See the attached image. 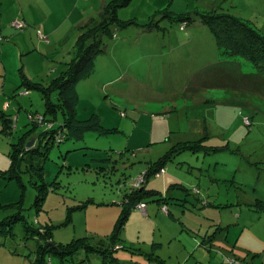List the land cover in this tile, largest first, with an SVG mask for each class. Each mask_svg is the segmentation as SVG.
Segmentation results:
<instances>
[{"label": "rangeland", "instance_id": "1", "mask_svg": "<svg viewBox=\"0 0 264 264\" xmlns=\"http://www.w3.org/2000/svg\"><path fill=\"white\" fill-rule=\"evenodd\" d=\"M160 6L161 14L155 10ZM118 11L122 19L135 18L140 23L155 11L159 22L152 27L158 29L151 30L147 38L143 34L136 42L134 36L126 41L118 38L117 47H113L116 39L106 38L105 44L110 42L109 47L95 57L96 69L76 83V118L87 123L95 113L99 118L98 129L86 130L81 138L67 136L63 142L51 140L48 157L44 161L32 160L33 164L41 163L45 188L33 187L27 175L20 173L18 177L14 168L7 171L10 138L16 141L23 136L29 137V141L32 137L29 135L41 130V126L32 129L27 118L28 110L45 117L41 94L34 89L31 96L17 94L12 101L0 102V113L10 116L15 126L13 135L1 132L0 116V220L20 211L17 215H23L32 227L52 226L55 241L87 236L94 243L99 238L111 243L103 235L111 234L120 216L123 195L129 186L133 187L136 177L149 170L159 156L174 146H181L180 142L200 140L202 151L171 153L163 171L151 176L148 184L154 188L167 176L188 183L186 189L195 187L203 203L212 202V205L204 203L200 210L205 209V213L201 218L207 220V215L221 226L228 225L226 231L216 224L208 230L205 227L199 230L200 226L188 214L194 217L192 213L199 210L200 200L193 196L188 203L193 211L183 209L180 194L185 192L171 188L166 193L172 181L169 180L163 190L167 195L165 203L147 204L148 208L157 210L151 219H139L132 213L121 232L125 241L119 240L104 262L91 253L90 264H155L139 254V250H151L153 240L164 241L163 253L169 248L168 241L171 247H179L180 242L189 247L193 244L197 256L202 255V247L198 246L201 240L212 264L216 261L242 264L246 248L242 247L239 253V246L232 247L229 240L240 239L237 243L243 245L245 236L250 235L244 234L251 231L259 236V248L264 244V102L234 97L238 92L232 95L229 90L213 85V81L195 89L194 93L188 87L195 77L205 72L202 70L211 66L231 69L236 74L252 71L245 60L220 56L214 36L195 15L230 14L264 35V0H127ZM182 12L196 19L189 18L188 24L180 20L168 23L167 13ZM99 13L94 7L86 11L84 29L89 19H98ZM17 22L24 24L23 29L26 27L23 21ZM164 26L170 28L169 34L166 31L163 35L161 27ZM129 27L133 31L142 28L135 24ZM196 30H208V40L196 37ZM185 35L193 37L192 42L184 43ZM69 45H62L61 49ZM64 53L68 55V51ZM51 67L52 64L47 66L46 71ZM118 75H126L125 80L114 79ZM108 79L114 80L108 82ZM17 89L25 90L22 86ZM50 95L54 101L56 93L51 91ZM234 181H241L248 190ZM42 190L44 194L38 195ZM77 203L84 208H73ZM170 210L172 215L167 213ZM158 214L163 217L156 220ZM44 221L46 224H41ZM22 232V224L17 223L13 235H0V264H29L28 254L35 245ZM232 250L236 252L233 254ZM114 254L119 256L118 263L113 261ZM49 258L50 264H59L54 256Z\"/></svg>", "mask_w": 264, "mask_h": 264}, {"label": "trees", "instance_id": "2", "mask_svg": "<svg viewBox=\"0 0 264 264\" xmlns=\"http://www.w3.org/2000/svg\"><path fill=\"white\" fill-rule=\"evenodd\" d=\"M126 2L127 0H113L106 3L101 8L102 10L99 11L98 19H89L86 24V29L81 25L79 34L76 37L73 55L66 62L64 73L60 77H56L55 80H51L41 87L39 86L38 89L41 90L43 95L42 104L46 112L45 117L38 116L36 111H31L27 114L28 124L31 125L32 129L41 126L39 132L34 135H29L36 137L34 144L29 148L26 147L29 137L24 138L23 136H19L16 141H13L12 138L9 140L11 144L9 153L10 168L7 171L14 168L13 170L16 171L18 177H20V173H25L27 175L26 178L35 188H45L43 186H46L44 183L46 181L43 180L44 172L41 163H39L40 165L33 164L32 160L37 158L44 161L48 157L52 148L50 146L51 140L54 142L55 140L63 142L67 136L81 138L86 130L98 129L99 119L96 114L93 113L91 118L86 121L87 123L81 122L76 118L77 92L75 86L77 82L86 77L94 69L95 57L106 50V38L110 37L111 39L112 35L114 36V32L120 33L124 28L133 24L142 26L144 30L151 31L155 29H152L155 22H159L156 12L143 23L138 22L135 18L122 20L118 16V8L126 4ZM156 11L159 12V10ZM159 13L161 14V11ZM166 15L170 17V21L172 22L181 20L186 23L190 21L188 20L189 18L195 20L197 17L202 23L207 25L214 36L220 56H224V59L239 58L247 61L252 66L251 73L238 72L237 74L239 76L237 77H235L237 75L236 72H231V69H217L215 66L208 67L202 70L205 71L204 73L195 77L194 83L196 86L192 83L188 87L191 93H194L195 89L208 86L207 84L213 81V85L221 86L223 89L229 90L228 92L232 95L238 92L237 95H233L234 97H250L253 100L264 102L263 34L230 14L201 13L195 15V17L188 14V12H182L181 14L167 13ZM163 28L166 27L164 26ZM180 28L185 29V26L182 25ZM238 83L239 88H235ZM25 84L30 89L41 85L29 84L26 81L24 82ZM242 86L243 88L241 89L240 87ZM46 90H48L47 93ZM51 91L55 92L58 97L55 101L51 100ZM57 115H59V119ZM0 116L1 132L12 134L15 129L13 120L4 113H0ZM55 125H57L56 128ZM179 145L181 146H174L171 148V151L163 156H159L158 160L152 162L150 169L143 173V183L140 187H129L125 192L121 200L122 209L120 216L116 220V226L111 234L107 236L111 239V243L105 242L102 238H99L98 242L94 243L87 236L76 237L67 242L55 243L52 241V233L54 230L52 226L50 227L49 224L41 223L46 225L32 227L30 225L33 224L27 222L23 215H17L20 211L0 220V235H13V227L17 223H21L24 238H32L34 240L35 247L28 254L29 257L30 255L33 256L31 264H50V255L54 256L60 264H86L90 260L89 256L91 253L97 254L98 256L101 254L103 261L104 257L110 256L115 244L121 239V225L124 223L130 207L137 206L140 203L146 205L150 201H155L157 204L165 203L164 201L167 195L153 188H147L146 183L151 176L160 173L164 169L166 161L171 157V153L186 150L192 153L202 151L200 150V140L193 143L190 141L180 142ZM172 186H175V183L171 184L170 187ZM181 188L184 192L188 191L182 185ZM41 192L44 194L45 190L38 191V195H42ZM181 199L183 200L184 198L182 197ZM181 205L185 206L182 202ZM72 207L75 209H83L84 205L77 203Z\"/></svg>", "mask_w": 264, "mask_h": 264}, {"label": "crops", "instance_id": "3", "mask_svg": "<svg viewBox=\"0 0 264 264\" xmlns=\"http://www.w3.org/2000/svg\"><path fill=\"white\" fill-rule=\"evenodd\" d=\"M111 1L113 0H0V34H2L4 37V40L0 42V102H2L4 99L8 101H12L13 98L14 99L16 98L17 94L20 96H31L32 95L31 91H34V89L37 90V92L41 94L40 97L43 98L41 90L38 88L39 86L40 87L43 86V84L44 85L47 84L51 80H55L56 77H60L61 74L64 73L66 69L64 63L67 62L68 59H70L73 55L74 47L76 45L75 43L76 37L79 34L80 26L83 24L87 16L86 11L91 7H94V10L99 12L100 10H102L101 8L106 3ZM162 6L158 7L155 10H159L160 12L161 11L160 8ZM154 12L155 11H153V13ZM153 13L146 16L144 20L147 21ZM74 15L75 17H73ZM17 21H23L26 24V27H24V29L23 27L22 28L16 27ZM199 22L200 24H203L200 20ZM168 23L172 24L173 22L170 21L169 19ZM154 28L155 27H153L152 29ZM161 29H162L161 30L162 33H164L163 35L166 34V31H168V34L170 33V28L168 27L166 28L161 27ZM163 29H165V31ZM196 31L198 32V33L196 32V37H200L204 39L206 37L208 40L210 35L208 30L206 32H202L201 30H196ZM150 32L151 31H147L142 28L133 31L128 26L124 28L120 33L114 32L113 33L114 36L112 35L111 41L116 39L113 42L114 45L113 47H117L120 45V40L118 38H122V40L126 41L134 36L136 42L137 40L139 41L142 39L141 36H143V34L147 38V34H149ZM192 40L193 37L190 38L188 35H185V37L183 38L184 43L192 42ZM67 43H70L69 48L61 49V46L63 45L65 47ZM109 43L106 44L105 46L106 50H108ZM134 45L137 46V44L135 43ZM67 51H68V55H64L65 54L64 52ZM143 53H145V51H143ZM62 56L64 57V59H61ZM50 64H52V67L50 71L47 72L46 71L47 66H49ZM120 66L121 64H119V68ZM95 69L96 68L94 64L93 70ZM125 78L126 75L125 76L118 75L114 79L125 80ZM114 79H110V80L108 79V82L113 81ZM25 81L28 82L29 84H41V85H38L36 88L30 89L27 87L26 84L24 85ZM19 86L24 87L25 88L24 91H27L28 94L26 95L24 94V91L23 92L19 91L17 89ZM75 89L77 92L76 86ZM57 98L58 97L56 95L55 100ZM77 100H78V92H77ZM18 103L20 102L18 101ZM8 108H10V106ZM28 112L31 111L28 110ZM16 120H18L17 116H16ZM169 180L172 181L169 182L170 184L168 183L169 185L167 187V190L169 188L182 189L181 185L186 187L185 184H188L186 182L184 183L182 181H179L178 179H173V177L166 176L157 185L158 187L153 186L154 187L153 189L158 190L163 194V192L166 191L163 190ZM174 183L175 186L170 187L171 184ZM235 183L240 184L242 186L240 188L242 189L244 187L245 191L248 190L244 186V183H241V181ZM146 187L151 188L150 185L148 184V181L146 183ZM187 190L189 191L185 192V194H182L180 191L179 193L177 192V194L181 193L180 196H183L184 198L182 204L184 203L185 206L181 205L182 208L189 209L190 211H193L191 209L192 207L190 205L188 206V203L191 202L190 199H192V197L195 196L198 200H200L201 205L197 206V209L199 210H196V212L192 213L196 218H194L191 215V213L188 214L189 219L195 222L197 226H200L199 230L201 228L203 229V227H205L206 230H208V228H210L211 225L216 224L215 225L216 227H220L219 229L222 230L224 229V231H226L228 225L221 226L219 222L217 223L216 221H214V219H212L207 215L205 216L207 220L201 218V214L205 213V209L204 211L200 210L201 208H203L204 203L205 205L207 204L212 205V202L204 201L203 203L202 200L199 197H197L199 195L197 194L198 192L195 189V187H193V189L189 188ZM257 194L259 195V193ZM147 204L148 202L146 203L145 212H142L136 205L129 208L127 217L124 223L121 225V229H120L121 239H119L120 241L122 242L125 241V239H123L121 236V232L123 228L126 226L127 221L129 223L132 213L138 215L139 219L141 217V219L145 220V218L151 219V216L157 211L154 208H148L149 206ZM154 204L160 206V204L157 203ZM121 207L122 205H120V211L122 209ZM143 213H145V215ZM167 213H170V215H172V210H170ZM157 217L162 218L163 216H161L160 214L156 215L155 217L156 220ZM164 219H166V217H164ZM46 222L47 221H44L42 223H46ZM115 224L116 221L113 225L112 231L116 226ZM105 234L106 235L103 236L110 235V233L109 234L105 233ZM244 235H248V236L247 237L245 236V241L243 245L237 243L240 241V239L229 240V244L232 247L239 246L238 248L239 253H242V247L246 248V250L244 251L246 253V256L243 259L245 261L242 264H264V244L262 243L261 245L262 247L259 248L260 240L258 234L257 233L253 234L251 233V231H249ZM53 236L54 233H52V241H54L55 243L67 242V241H55L53 239L54 238ZM239 237H242V235H240ZM152 244L153 245L151 246L153 247L151 250L150 249L149 251L139 250V254L144 255L145 258L152 260V262L155 264H212L213 263V261L211 262L210 256H208V254H206L205 252L206 245H204V242H201V240L198 246L202 247L201 248L202 255L199 256L194 254L196 248L194 247L193 244L190 245L189 247V245H187L186 243L180 242L179 247L178 246L171 247L172 244H170V242L168 241L169 248H167L165 253H163V250H161V248L164 245V241L153 240ZM235 252H236L235 250H232L233 254ZM93 255H97V254H93ZM97 257L99 258L100 261H102V257L100 256ZM28 258H30L28 260L30 264L31 260L33 259V256L30 255V257L28 256ZM112 258L113 261H115L114 263L119 262V256H116L114 254ZM249 260H251L250 263H248ZM224 262L227 263L226 261ZM86 264H90V260L89 262H86ZM215 264H222V263L216 261Z\"/></svg>", "mask_w": 264, "mask_h": 264}, {"label": "built area", "instance_id": "4", "mask_svg": "<svg viewBox=\"0 0 264 264\" xmlns=\"http://www.w3.org/2000/svg\"><path fill=\"white\" fill-rule=\"evenodd\" d=\"M24 26V24L22 22H17L16 23V27L18 28H22ZM4 40V37L0 34V42ZM40 119V117H38ZM163 171V170H162ZM143 183V173L141 175H139L138 177H136V179L133 182V187L134 188H138L140 187V185ZM137 207L142 211L145 212L146 210V205L144 203H140L137 205ZM163 210H167L165 206L161 207Z\"/></svg>", "mask_w": 264, "mask_h": 264}, {"label": "water", "instance_id": "5", "mask_svg": "<svg viewBox=\"0 0 264 264\" xmlns=\"http://www.w3.org/2000/svg\"><path fill=\"white\" fill-rule=\"evenodd\" d=\"M35 140H36V137H31L30 138V140L26 143V147H31L33 144H34V142H35Z\"/></svg>", "mask_w": 264, "mask_h": 264}, {"label": "clouds", "instance_id": "6", "mask_svg": "<svg viewBox=\"0 0 264 264\" xmlns=\"http://www.w3.org/2000/svg\"><path fill=\"white\" fill-rule=\"evenodd\" d=\"M162 207V206H161Z\"/></svg>", "mask_w": 264, "mask_h": 264}]
</instances>
